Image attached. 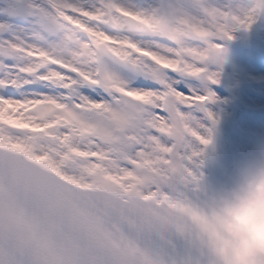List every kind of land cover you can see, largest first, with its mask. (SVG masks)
Here are the masks:
<instances>
[{"label": "snow or ice", "instance_id": "obj_1", "mask_svg": "<svg viewBox=\"0 0 264 264\" xmlns=\"http://www.w3.org/2000/svg\"><path fill=\"white\" fill-rule=\"evenodd\" d=\"M163 2L196 21L191 44L175 36L155 42L137 37L132 34L142 26L129 17L113 18L108 23L126 28L132 47L121 54L101 52L98 45L86 64L82 57L58 54L36 31L40 13L99 26L105 16L126 11L159 25L154 0H143V7L133 0H0V171L16 163L3 156L5 150L60 172L78 165L102 168L105 162L127 169L144 159H167L196 134L203 145L211 142L212 128L204 127L203 118L215 126L207 105L216 97L208 84L219 82V72L207 64L223 62L221 42L234 39L238 29L247 31L264 12V0L242 17L230 4L212 0Z\"/></svg>", "mask_w": 264, "mask_h": 264}, {"label": "rangeland", "instance_id": "obj_2", "mask_svg": "<svg viewBox=\"0 0 264 264\" xmlns=\"http://www.w3.org/2000/svg\"><path fill=\"white\" fill-rule=\"evenodd\" d=\"M123 2L127 3V0ZM133 2L144 6L143 0ZM212 3L217 6L230 4V11L242 17L256 0H212ZM153 7L160 9L155 16L161 23L158 25L149 22L151 25L149 30L132 35L143 36L152 42L175 36L183 45L192 43L195 36L190 25L196 23L194 19L187 17L184 11L164 3L163 0H154ZM113 18L122 20L115 13H111L110 17L105 16L104 20ZM72 19L74 20L73 17L64 18L51 11L42 12L36 18L35 28L58 47V54L73 59L82 57L86 64L90 62L89 40L101 42L103 40L102 43L113 53L123 54L131 48V44L128 43L130 33L122 26L118 27L115 23L116 27H106L103 24L97 26L94 22L88 25L85 32L80 33L73 28ZM185 19H188L189 23H184ZM228 26L235 27V21L229 20ZM185 33L188 35L185 36ZM255 34L264 37V14ZM252 39V35H247L244 42L238 46L229 45L222 63H208L211 65L208 70L219 72V81H223L221 84H208L216 97L207 105L216 119L215 126L213 127L206 117L203 118L204 127L212 128L211 142L208 145H203L200 142V135L196 134L195 141L186 142L178 151L172 152L167 159L159 160L157 164H148L152 159H144L136 167L123 168L126 175L122 177L118 175L120 168L107 162L102 168L88 166L82 173L79 172V168L83 165H78L74 169H63L58 173L75 183L110 189L124 197L134 193L152 197L157 201L165 199L171 205L189 213L204 208L209 196L221 187L228 159L226 144L233 152V168L237 162L251 156L257 146L264 145V112H243L240 118L234 115L243 105L264 108V84L253 83L254 78L264 76V56L253 51ZM112 40L116 44L110 43ZM175 45L173 48L180 46ZM204 46L206 45H201ZM235 95L236 102L231 99ZM229 181L230 176L227 183Z\"/></svg>", "mask_w": 264, "mask_h": 264}, {"label": "water", "instance_id": "obj_3", "mask_svg": "<svg viewBox=\"0 0 264 264\" xmlns=\"http://www.w3.org/2000/svg\"><path fill=\"white\" fill-rule=\"evenodd\" d=\"M259 50L264 53V50L260 44L255 43ZM102 50L101 52H103ZM3 156L6 159H11L16 163L11 166H6L2 171H0V190L4 187L7 189L9 186L13 188L12 192L9 194L8 199L3 202L0 206V250H7L14 252H27L28 248L36 246L41 250L44 245L50 242V237L52 234H56L65 228L62 220L74 218V213L67 210L64 206L56 202V198H51L56 196L57 190H60L62 196L74 193L76 204H70L76 206L80 210H87L92 212V208L89 205V199L92 193L81 192L75 187H70L64 182L60 183L59 186L54 185L50 182L49 178L54 177L47 173L46 177H37L35 171L29 170L28 163L24 162L18 156L4 152ZM228 171L230 172L232 168V161L229 163ZM227 171V174H228ZM227 174L224 175L223 183L225 184L227 179ZM8 180H11L10 182ZM27 196L31 202V211L25 214H13L10 212V208H14V196L17 198L21 196ZM88 195L89 198L87 197ZM102 195L109 197L110 194L102 192ZM87 197V199H85ZM55 200V201H54ZM139 201L137 198H129L126 202ZM162 206V205H160ZM142 210V217H146L148 212H150L147 219L152 223H158L161 218V212L158 206H146L140 205ZM105 216H107L106 223L108 226L103 229L104 234L108 236H115L116 232L125 226V221L130 222L129 226L137 225L140 223L139 220L135 218H130L128 216L117 215L116 213H109L106 210H102ZM152 214H154L156 220H154ZM186 220L193 221L192 215L188 213H179ZM63 215V216H62ZM143 220V219H142ZM144 224V222H142ZM160 225L159 223L157 226ZM99 230V228H98ZM141 232H148L144 227H141ZM12 235L15 237V241L12 240ZM206 257H201L199 262L204 264Z\"/></svg>", "mask_w": 264, "mask_h": 264}, {"label": "clouds", "instance_id": "obj_4", "mask_svg": "<svg viewBox=\"0 0 264 264\" xmlns=\"http://www.w3.org/2000/svg\"><path fill=\"white\" fill-rule=\"evenodd\" d=\"M192 219L210 264H264V145L234 165L230 181Z\"/></svg>", "mask_w": 264, "mask_h": 264}, {"label": "bare ground", "instance_id": "obj_5", "mask_svg": "<svg viewBox=\"0 0 264 264\" xmlns=\"http://www.w3.org/2000/svg\"><path fill=\"white\" fill-rule=\"evenodd\" d=\"M243 42V40L241 41V43ZM240 43V44H241ZM194 145V144H193ZM196 150V147L194 148ZM194 150V152H195ZM196 153V152H195ZM157 164L158 160L154 157L151 161H148V164ZM84 168H86L84 165L83 167L79 168V172H83ZM185 173H188L187 171H185ZM119 177L125 176L126 175V171L123 168H120V172L118 173Z\"/></svg>", "mask_w": 264, "mask_h": 264}]
</instances>
